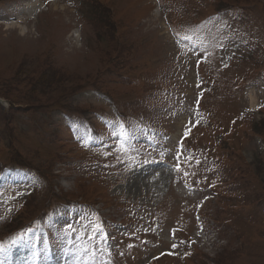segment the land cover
Wrapping results in <instances>:
<instances>
[{
    "label": "rangeland",
    "instance_id": "obj_1",
    "mask_svg": "<svg viewBox=\"0 0 264 264\" xmlns=\"http://www.w3.org/2000/svg\"><path fill=\"white\" fill-rule=\"evenodd\" d=\"M33 1L46 3L0 0V242L35 226L36 237L52 235L53 264H145L154 257L150 264H264V0H190L199 4L196 18L222 12L230 42L251 44L238 48L240 55L225 43L218 48L212 29L197 38L193 66L190 50L169 38L153 0H77L70 8L51 1L36 19L22 11ZM187 12L181 3L176 25L189 32L195 15ZM228 57L232 62H224ZM114 62L132 79L113 82ZM149 73L189 96L191 106L200 103L196 112L208 125L202 120L191 134L186 158H176V143L193 116L175 94L153 89L158 104L147 107L146 123L163 129L145 124L134 140L154 146L125 145V152L115 137L116 108L139 130L140 119L131 115L146 105L133 95L144 91ZM215 142L221 146L211 154ZM165 159L174 168L179 162L193 195L160 167ZM200 195L212 196L203 209L211 249L202 240L188 244L199 234ZM86 225L87 235L97 237L91 243L78 236ZM95 225L102 231L93 233ZM92 246L94 256L84 253ZM30 250L22 242L0 255V264H19ZM38 251L52 264L45 242Z\"/></svg>",
    "mask_w": 264,
    "mask_h": 264
},
{
    "label": "snow or ice",
    "instance_id": "obj_2",
    "mask_svg": "<svg viewBox=\"0 0 264 264\" xmlns=\"http://www.w3.org/2000/svg\"><path fill=\"white\" fill-rule=\"evenodd\" d=\"M176 35L180 40L187 41V40L191 39V37L188 35H185L183 37H180L179 33H176ZM178 42H179V40H178ZM201 95H203V93H201ZM198 123H199V121H197V124ZM120 128L122 129V131L119 134L118 139L121 140V150L126 152L127 148L125 147V141L127 139V135H126L127 126L121 122ZM190 131H191L190 128L186 129V131L184 133L185 137L190 134ZM85 146H87L86 141H85ZM161 155H163V153H161ZM145 162H147V161H145ZM176 168H177V170L180 169L179 163L176 165ZM185 175H188V173H185ZM68 228H69V230H71V225H69ZM87 230H88V226L86 225L83 232H78V236H79L80 240H84L85 238H87L89 243H91V240L96 239L97 237H95L94 235L88 236ZM92 231H93V233H95L97 231H102V229H101L100 225H95L92 227ZM35 233H36L35 229H27L24 232H21L20 234H18L15 238H13L7 245H5L3 242H0V255L6 253L9 249L21 244L22 242H30L32 248L34 249V251H33L34 264H39L40 257L42 255V253L38 251L39 238L35 236ZM65 235H67V232L65 233ZM29 236L33 237L32 241H29V239H28ZM95 247L96 246H92L91 248L86 247L84 249V253H91L94 256L95 255Z\"/></svg>",
    "mask_w": 264,
    "mask_h": 264
},
{
    "label": "bare ground",
    "instance_id": "obj_3",
    "mask_svg": "<svg viewBox=\"0 0 264 264\" xmlns=\"http://www.w3.org/2000/svg\"><path fill=\"white\" fill-rule=\"evenodd\" d=\"M58 2V0H55L54 1V3H57ZM42 2H40V1H38V2H35V1H33V2H29V5L27 6L26 5V9H25V7L23 8V12H25L29 17H31V15L32 16H35V15H37V13H38V11L41 9V7H42ZM29 14H28V13ZM252 104L254 105L255 104V99L254 98H252ZM179 133L180 132H177V133H175L176 135L175 136H178L179 135ZM174 136V137H175ZM176 138V137H175ZM167 173V172H166ZM166 176V175H165ZM172 178V177H171ZM174 184V183H173Z\"/></svg>",
    "mask_w": 264,
    "mask_h": 264
}]
</instances>
